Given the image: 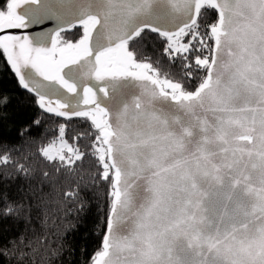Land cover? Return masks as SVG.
Masks as SVG:
<instances>
[{"label": "water", "instance_id": "water-1", "mask_svg": "<svg viewBox=\"0 0 264 264\" xmlns=\"http://www.w3.org/2000/svg\"><path fill=\"white\" fill-rule=\"evenodd\" d=\"M68 2L45 36L12 32L47 45L87 27L64 75L78 89L68 111L103 127L114 172L93 264H264V0ZM204 6L218 15L206 79L174 96L131 66L126 45L145 30L177 37Z\"/></svg>", "mask_w": 264, "mask_h": 264}, {"label": "trees", "instance_id": "trees-1", "mask_svg": "<svg viewBox=\"0 0 264 264\" xmlns=\"http://www.w3.org/2000/svg\"><path fill=\"white\" fill-rule=\"evenodd\" d=\"M217 20L216 11L204 6L194 26L177 37L142 31L126 45V60L134 68L146 66L175 92L193 93L206 79ZM71 29L59 35L61 47L71 46L69 53L87 32L85 26L83 32ZM171 41L185 49L174 53ZM0 93L12 99L10 107L0 110V195L7 198L0 199V208L7 203L14 210L0 215V264H93L102 252L113 195L114 172L107 154L100 156L101 150L106 152L103 127L91 115L67 121L45 113L37 98L21 89L2 55ZM34 119L39 123L29 125ZM58 121L66 127L64 141L78 154L69 158L71 164L42 154L60 138L57 129L63 125Z\"/></svg>", "mask_w": 264, "mask_h": 264}, {"label": "snow or ice", "instance_id": "snow-or-ice-1", "mask_svg": "<svg viewBox=\"0 0 264 264\" xmlns=\"http://www.w3.org/2000/svg\"><path fill=\"white\" fill-rule=\"evenodd\" d=\"M69 3L68 0H56V5H41V0H3L0 4V55L10 64L18 83L28 93L38 97V107L45 113L64 120H75L77 116L68 111L69 101L78 89L65 77L64 72L72 66L74 60L69 55L67 47H61L59 35L61 31H71V28L56 30V39L50 40L47 45H38L36 41L27 36L21 37L12 32L14 29H33L38 30L41 37L46 33L43 30L50 29V23L60 18V10ZM33 5L36 7H27ZM24 9L23 11H21ZM25 10H28L26 12ZM82 32L83 25L76 26ZM52 28V27H51ZM75 44L76 42H72ZM83 43V40L81 41ZM25 70L31 71L35 78H29ZM62 95L63 98H60ZM88 103L87 99L84 101ZM12 104L11 95L0 93V110L7 109ZM38 120L29 121V125L38 124ZM57 134L64 141L66 127L62 121H58ZM53 148L43 151V156L49 161H54L59 156ZM2 162H7V157H3ZM64 159L60 164H64ZM71 164V160H68ZM21 170L23 166H21ZM76 195L71 193L70 197ZM0 199L7 200L6 196L0 195ZM12 207L5 203L0 208V215L13 214Z\"/></svg>", "mask_w": 264, "mask_h": 264}, {"label": "rangeland", "instance_id": "rangeland-1", "mask_svg": "<svg viewBox=\"0 0 264 264\" xmlns=\"http://www.w3.org/2000/svg\"><path fill=\"white\" fill-rule=\"evenodd\" d=\"M170 47H171V49L173 50L174 53L185 49V46H180L176 42H172V41L170 43ZM165 86H167L168 88H171V89L174 88L173 86H169V85H166V84H165ZM47 148H53L54 149L53 154H55L56 150L59 152V156L57 157V159L69 160L70 157H74V158L78 157V154H76L75 148L72 146V144L69 143V142H65V141L61 142V138H59L54 143H52L50 145H47L42 150V152L45 149H47ZM105 155H106L105 150H101L100 156H101L102 159H104Z\"/></svg>", "mask_w": 264, "mask_h": 264}, {"label": "flooded vegetation", "instance_id": "flooded-vegetation-1", "mask_svg": "<svg viewBox=\"0 0 264 264\" xmlns=\"http://www.w3.org/2000/svg\"><path fill=\"white\" fill-rule=\"evenodd\" d=\"M112 58H113V55H112V57L109 59L111 62L110 63H112ZM163 84V83H162ZM161 84V86L165 89V91L166 92H168V93H170V94H172V95H176L178 92H175V90H172L171 88H168L167 86H165V85H162Z\"/></svg>", "mask_w": 264, "mask_h": 264}]
</instances>
